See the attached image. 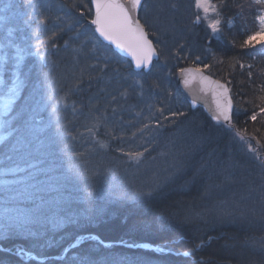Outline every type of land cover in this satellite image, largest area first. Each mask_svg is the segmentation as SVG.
I'll list each match as a JSON object with an SVG mask.
<instances>
[{
  "label": "trees",
  "instance_id": "trees-1",
  "mask_svg": "<svg viewBox=\"0 0 264 264\" xmlns=\"http://www.w3.org/2000/svg\"><path fill=\"white\" fill-rule=\"evenodd\" d=\"M60 1L76 13L77 31L51 25L57 38L48 39L51 31L41 34L44 59L29 56L19 74L30 99L16 104L14 132L0 146V156L21 168L30 161L56 165L54 178L38 173V186H31V178V187L13 190L16 199L8 202H24L30 210L25 220L0 229V264H264V61L255 54L264 49L241 47L256 31L255 15L242 12L247 1L217 0L226 5L225 15H241L213 38L192 23L191 0H148L159 43L150 37L163 53L150 72L113 56L115 49L94 33L91 0ZM107 52L109 59L101 56ZM188 65L230 86V127L191 108L176 79ZM6 67L7 75L13 68ZM61 99L53 114L51 106ZM160 108L167 119L159 117ZM100 114L105 120L96 125L92 117ZM144 124L149 127L141 134ZM233 130L253 139L263 157L252 158ZM98 141L109 144L100 148ZM145 148L150 159L164 150L177 157L178 168L144 183V175L94 155V149L124 154ZM101 172L108 180L91 185L92 173Z\"/></svg>",
  "mask_w": 264,
  "mask_h": 264
},
{
  "label": "rangeland",
  "instance_id": "rangeland-1",
  "mask_svg": "<svg viewBox=\"0 0 264 264\" xmlns=\"http://www.w3.org/2000/svg\"><path fill=\"white\" fill-rule=\"evenodd\" d=\"M246 1L248 3V9H244L242 10V12L244 11L243 13L245 14L246 11H251L247 13L256 16L258 14L259 6L255 5L253 0H245L244 2ZM29 2L37 5L35 11L27 6ZM191 2L194 7V15L192 14V23L203 26L204 29L209 32V35L213 38L221 37L224 23H228V26L233 25L236 22L235 19L237 18V16L241 15V13H236L237 16H233L236 15L234 14V11L228 15H225L224 9H221L222 24L220 26V33L217 35H212L211 30L208 28V24L211 23L212 19L214 18L213 14L209 12L207 19H204V13H198V10L195 8V0H191ZM210 3L216 5L220 4L219 1L217 2V0H210ZM4 4H10L12 7L7 12H0V16H4L7 18L6 21L0 19V45L4 44L6 42V39H12L17 44H21L22 39L25 37L28 38V42H33L32 45H36V43L34 42L35 38H33V33H36L39 38H42V33L48 34L49 31H51V25L58 27L59 31L60 29H64V31H77L75 30V26L78 21L74 20V15H76V13L72 16L71 11L65 8L60 0H0V8H2ZM41 5H50L51 7L45 9L43 7H40ZM26 13L28 15H25ZM42 14L48 18L44 24L40 23ZM197 14L202 17L200 22H196ZM253 18L255 19L254 16ZM25 20L29 21L27 25L24 23ZM13 21L17 23L18 26H13ZM92 26L94 27V25ZM258 27L259 23L256 20V30L258 29ZM9 30H11V36L8 35ZM78 33L79 31L76 33V35H78ZM108 47L111 46L108 45ZM256 47L264 49V45L262 44H257ZM14 51V49L0 48V146L5 143L7 139L11 138V135L14 132L15 128L13 127V123L15 121V118L17 117L15 113V109L17 106L16 104L21 103L27 98L30 99L28 97L30 96L29 92L25 91L26 89H24V86L22 85L20 76L19 79L21 83L18 85V90L15 92V96H10L7 94L8 90L13 87V81L16 78L13 75L15 61L12 59V57L14 55ZM32 51L35 52L36 49L33 48ZM5 53H7L6 56ZM104 54L105 55L101 56L107 59L110 58L108 52ZM255 54L258 56V59L260 58L262 61H264V54L261 52V50H255ZM28 57L29 56H26L25 60ZM23 63L21 65V69L23 67ZM6 65L8 66V68H13V71H8L7 75L4 70V68H7ZM9 78L10 80L8 81ZM39 113L41 112L39 111ZM38 119L41 118H36L37 121ZM225 125H228L226 127H230V124ZM41 129H43V127H41ZM233 131V137L242 143V145L246 148L244 150H247L252 158L259 159L260 157H263L259 147L253 144V139L244 136L240 131ZM241 137H243V139H241ZM101 142L106 145L105 147H107V144H109L106 142L104 143L103 141ZM249 145H251V151L249 150ZM98 147H100L99 143ZM94 151V155H98L100 158L107 157L109 159H112L113 162L117 161L118 163H121L122 170L126 169L127 171L134 174L144 175V183H146L147 181H151L153 177L157 178L158 176L162 177L164 175L170 177L172 174L171 172L175 171L178 168L177 157H173L174 160H172L171 156L168 157V154L167 152H165V150L159 151L151 159L150 157L148 158V155L151 154V149L148 150L146 155L144 153V156L142 157V160L139 164L130 160L124 154H121L119 149H94ZM166 157H168V159ZM164 159H167V161L164 162ZM168 162H170L171 164L166 165L165 163ZM45 163L46 162L41 163V161H30L29 165L21 168L19 165H17L16 162L13 161L12 163L11 161H8L6 159L4 160L3 156H0V229L7 228L6 226L16 223V221L19 219L25 220V216L27 217L28 214L26 212L30 210L24 205V202L23 204H16L17 201L15 204H12V202H8L11 199H16L13 198L16 195L14 191L20 188V186H28V180L31 178L33 181L31 186H38V182H40V180L36 182V178H40L38 176V173H42L41 175L45 178H54L52 176V169H54L56 165H45ZM28 171H30V174H27ZM112 171L114 172V170ZM92 174H94L96 178L94 180L95 182L91 183V185L103 186L105 179L108 180L107 175L103 174L102 172L99 174L96 173L97 175L95 173Z\"/></svg>",
  "mask_w": 264,
  "mask_h": 264
},
{
  "label": "snow or ice",
  "instance_id": "snow-or-ice-1",
  "mask_svg": "<svg viewBox=\"0 0 264 264\" xmlns=\"http://www.w3.org/2000/svg\"><path fill=\"white\" fill-rule=\"evenodd\" d=\"M94 5V17L91 19V25H94V33H98L99 37L102 38L103 41H107L108 45L115 46V52H113V56L118 55L120 52L126 53L131 57V62L134 63L136 69L140 70H148L151 71V67L153 66V58L159 57L162 55V49L158 50L157 45L153 43V40L149 37H155L157 43H159V35L157 30H152L154 28V24L150 22L148 15V0H91ZM255 5H258V14L255 16V19L259 23V27L256 31L252 32L247 36V39L241 44V47H255L257 44L264 45V0H253ZM29 8L35 11L37 5L32 4L31 2L27 5ZM226 5L221 2L219 5L210 3V0H195V8L199 12L204 13V19H207L209 12H211L214 16L211 23L208 24V28L211 30L212 35H217L220 33V26L222 24V16L221 9ZM12 6L10 4H4L2 8H0V12H7L10 10ZM45 9L50 8V5H41ZM173 8L176 7L175 4L172 5ZM242 9V5H240ZM143 13V15H141ZM83 14V13H81ZM25 15H28L27 13ZM0 19L6 21V17L0 16ZM48 18L41 15L40 23L44 24ZM59 19V18H58ZM202 17L197 14L196 22H200ZM24 23L27 25L29 23L28 20H25ZM11 36V30L8 33ZM57 32L51 31L48 39H52L56 37ZM79 35V33H78ZM33 38L36 39V45H32L28 42V38H23L21 44H17L12 39H6V42L0 45V48L4 49H14V55L12 59L15 61L14 63V71L13 75L16 77L13 81V87L8 90V95L15 96V92L18 90V85L21 83L19 79V74L21 70V65L25 60L26 56L36 55L41 60L44 57L40 54L39 47L41 44L46 43V41H40L39 37L36 33H33ZM99 42V40L97 41ZM52 47H56L55 43H53ZM35 48L36 51L33 53L32 49ZM111 51V49H109ZM7 53H5V56ZM200 57L197 56L196 60L199 61ZM209 67V65L205 64L204 68ZM244 67V65H241ZM252 66L249 65V68ZM107 68V64L104 65V68L101 71H104ZM181 74L185 75V79L183 83L188 84L190 81L188 77H195L200 74L202 80H206V77L202 76L203 69L200 67L196 68H180ZM140 73H137L139 75ZM252 73L249 71V77H251ZM139 83V81H136ZM218 88L224 89L221 98L217 99L216 102V113L212 116V119L219 123L221 120L223 121H231V111H232V100L227 95V89L224 88L223 85H220L219 82H215ZM156 87L160 85L154 82ZM126 91L122 93V95L126 94ZM260 92L264 93V86H261ZM171 95V93H169ZM47 99L51 101L53 99L52 95L49 94ZM112 100L115 101L116 97L113 96ZM261 102L259 107V113L264 114V95L259 97ZM62 103L61 100H56L55 103L51 106V111L53 114L58 112V107ZM151 105L149 108L151 109ZM159 113V117L164 116L165 109L160 108L157 109ZM113 113H115V109H113ZM155 116V114H152ZM171 115L175 116L177 113L173 112ZM183 115V113H180ZM94 121H96V125L103 124L105 117L103 114L94 115L92 117ZM157 125L158 127H163L164 125L160 123L159 118L157 117ZM251 119L255 121L257 119V113H253ZM94 125V127L96 126ZM149 127L148 124H144L143 128L139 129L141 134H143L144 129ZM57 131H59V124L57 122ZM91 131V130H90ZM136 134L133 133V136ZM243 139V137H241ZM100 147H105L106 145L102 142H99ZM249 150L251 151V145H249ZM148 149L145 148L144 152H147ZM144 152H127L124 153L130 160L139 164L144 156ZM261 166L264 167V160L260 161ZM140 195H150L151 193H139ZM91 193H89V197H91ZM189 253H184V255H188Z\"/></svg>",
  "mask_w": 264,
  "mask_h": 264
},
{
  "label": "water",
  "instance_id": "water-1",
  "mask_svg": "<svg viewBox=\"0 0 264 264\" xmlns=\"http://www.w3.org/2000/svg\"><path fill=\"white\" fill-rule=\"evenodd\" d=\"M93 9H94V5H93ZM105 42L108 43L107 41H105ZM153 43H154V41H153ZM112 46L115 49V46L114 45H112ZM119 54H121L122 56L131 60V57L128 56L126 53L120 52ZM159 58H160V56L153 58V66H154L155 62L157 60H159ZM132 65L135 68L134 63H132ZM153 66L151 67V69L153 68ZM182 68H196V66L188 65V66H184ZM136 70H140V69H136ZM145 71L148 72V70H145ZM202 76L206 77L207 79L202 80L201 75L198 74L194 78L188 77L190 82L188 84H185V83H183V81L185 79V75L181 74L179 69L176 71V79H177V84H178L179 90L184 94V96L187 99L188 103L190 104L191 108L192 109L202 108L209 115V117L212 119V116L216 113L217 99L221 98V95L224 91V89L217 87L215 82L218 81L220 85H223L224 88L227 89V95L232 100L231 116L233 117V113H234V109H235V103L233 100V96H232L230 86L226 82L215 78L214 76L210 75L209 73H207L204 70L202 72ZM231 121H232V118H231ZM231 121L221 120L220 122L224 123V124H230Z\"/></svg>",
  "mask_w": 264,
  "mask_h": 264
}]
</instances>
